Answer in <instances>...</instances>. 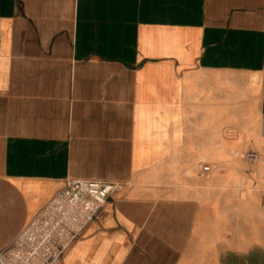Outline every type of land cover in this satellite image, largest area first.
I'll return each mask as SVG.
<instances>
[{
	"label": "crops",
	"instance_id": "obj_1",
	"mask_svg": "<svg viewBox=\"0 0 264 264\" xmlns=\"http://www.w3.org/2000/svg\"><path fill=\"white\" fill-rule=\"evenodd\" d=\"M69 177L56 264H264V0H0V252Z\"/></svg>",
	"mask_w": 264,
	"mask_h": 264
},
{
	"label": "built area",
	"instance_id": "obj_2",
	"mask_svg": "<svg viewBox=\"0 0 264 264\" xmlns=\"http://www.w3.org/2000/svg\"><path fill=\"white\" fill-rule=\"evenodd\" d=\"M243 156L248 161L257 160L261 150L252 147ZM204 169L208 170L209 165ZM123 186L121 181L67 178L66 185L14 245L0 252L1 264H56L84 226Z\"/></svg>",
	"mask_w": 264,
	"mask_h": 264
}]
</instances>
